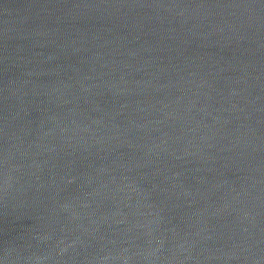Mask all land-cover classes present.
I'll return each instance as SVG.
<instances>
[{
  "label": "water",
  "instance_id": "water-1",
  "mask_svg": "<svg viewBox=\"0 0 264 264\" xmlns=\"http://www.w3.org/2000/svg\"><path fill=\"white\" fill-rule=\"evenodd\" d=\"M0 264H264V0H0Z\"/></svg>",
  "mask_w": 264,
  "mask_h": 264
}]
</instances>
